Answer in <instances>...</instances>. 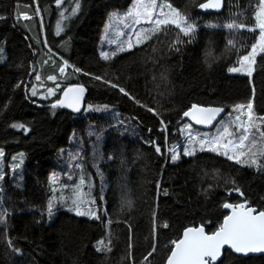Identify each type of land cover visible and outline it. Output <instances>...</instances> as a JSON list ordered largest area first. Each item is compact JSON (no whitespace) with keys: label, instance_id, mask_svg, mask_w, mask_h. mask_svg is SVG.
Returning a JSON list of instances; mask_svg holds the SVG:
<instances>
[{"label":"trees","instance_id":"1","mask_svg":"<svg viewBox=\"0 0 264 264\" xmlns=\"http://www.w3.org/2000/svg\"><path fill=\"white\" fill-rule=\"evenodd\" d=\"M165 1L187 25L110 57L105 24L132 0H0V264H166L185 231L222 229L227 204L264 213L261 170L203 146L186 155L182 121L195 106L264 121V52L251 75L230 73L260 43L262 0H227L221 15ZM74 86L77 113L60 105ZM79 190L96 219L62 201ZM220 264L264 256L227 250Z\"/></svg>","mask_w":264,"mask_h":264},{"label":"rangeland","instance_id":"2","mask_svg":"<svg viewBox=\"0 0 264 264\" xmlns=\"http://www.w3.org/2000/svg\"><path fill=\"white\" fill-rule=\"evenodd\" d=\"M73 1H78V5L82 2V0ZM262 3L257 14V28L261 33L260 43L251 54L241 60L238 67L230 70L233 75H251L256 56L264 52V0ZM74 10L77 11L75 14L59 21V34L70 27L69 20L76 16L80 8L74 7ZM23 19L30 18L23 16ZM167 23L186 26L187 20L165 0H132L131 5L125 11L112 12L109 16L101 39L102 46L106 49L105 54L115 57L131 51L149 41L159 31L161 25ZM68 68L69 65L64 64L60 72L64 74ZM241 112L233 113L230 117L225 116L211 131L197 130L192 125H187L188 140L184 153L190 155L195 147L203 146V149L221 153L234 162L260 169L264 174V121L252 115L251 107ZM246 112L247 114L244 115ZM4 157V152L0 151V179L4 170ZM75 160L66 161L65 164L73 169ZM74 194L70 193L68 197H63L62 201L67 202L70 199L78 216L96 219L99 215L97 208L88 210L87 198L86 206L83 205L80 190L76 194L77 203L75 204Z\"/></svg>","mask_w":264,"mask_h":264},{"label":"water","instance_id":"3","mask_svg":"<svg viewBox=\"0 0 264 264\" xmlns=\"http://www.w3.org/2000/svg\"><path fill=\"white\" fill-rule=\"evenodd\" d=\"M227 0H209L198 11L203 15H221ZM86 91L80 86L71 87L60 105L70 112H80L85 105ZM227 115V110L218 107L195 106L183 116V123H189L197 130L211 131ZM229 213L223 227L209 235L203 227L189 229L166 264H220L227 250L241 257L264 256V213L243 205L227 204Z\"/></svg>","mask_w":264,"mask_h":264},{"label":"bare ground","instance_id":"4","mask_svg":"<svg viewBox=\"0 0 264 264\" xmlns=\"http://www.w3.org/2000/svg\"><path fill=\"white\" fill-rule=\"evenodd\" d=\"M221 230V229H220Z\"/></svg>","mask_w":264,"mask_h":264},{"label":"built area","instance_id":"5","mask_svg":"<svg viewBox=\"0 0 264 264\" xmlns=\"http://www.w3.org/2000/svg\"><path fill=\"white\" fill-rule=\"evenodd\" d=\"M65 74V73H64Z\"/></svg>","mask_w":264,"mask_h":264}]
</instances>
